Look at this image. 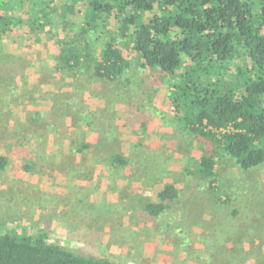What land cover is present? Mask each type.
<instances>
[{
  "label": "trees",
  "instance_id": "1",
  "mask_svg": "<svg viewBox=\"0 0 264 264\" xmlns=\"http://www.w3.org/2000/svg\"><path fill=\"white\" fill-rule=\"evenodd\" d=\"M59 1L0 0V42L16 26L23 25V29L38 37L40 34L55 35L61 23L63 32L80 37L82 47L78 48L70 38L62 41L54 56L53 68L51 61V71L65 77L81 68L82 77L100 83L106 93L105 105L96 112L72 114V108L81 106V99L79 104L73 105L62 91L64 81L54 82L51 77L50 81H41L47 91L42 100L49 107L46 118L41 109L33 107L26 111L23 107L20 117L14 113L20 109V101H12V95L1 89L4 92L0 93V149L3 151L0 173L8 169L9 154L21 156L25 161L21 169L25 173H35L40 161L52 166V157L60 149L56 145L69 142L70 128L91 126L104 117L114 122L111 106L119 102L125 104L126 115L134 119L139 109L130 108L128 101L130 96L136 99V94L116 88L131 85L130 64L119 47L123 40L129 44L139 68L158 74L167 85L168 109L183 137L197 140L204 148L199 158L186 159L181 168L183 180L166 181L164 177L173 173L171 165L164 168L158 164L151 168L154 176L145 170L139 173L137 178L141 182L148 181L151 188L161 184L153 199L143 203V219L158 220L180 210L188 227L194 224L207 227L216 224V220L217 224L225 222L228 228L224 230L230 236L223 233L222 240L215 237L216 242L225 243H219L221 248H217L224 252L214 264H224L227 259L231 261L229 264H234L236 257L256 250L254 246L264 234L261 224L264 222V199L256 195L235 199L236 194L223 189L216 167L221 158L231 160L244 173L264 164V0ZM24 9L25 22L16 16L17 11ZM70 15L77 16L79 22L71 20ZM1 52L0 49V88L7 89L4 79L10 81L18 75L14 68L4 70L7 64ZM230 69L233 71L228 76ZM16 70L23 72L21 68ZM58 110L71 117L68 132L50 131V120L57 117ZM145 112L147 109L141 112L142 119L137 123L147 129L151 113ZM129 118L126 125L130 123ZM135 122L132 128L137 126ZM134 133L141 135L142 131L135 129ZM120 137L110 129L94 144L77 135L75 150L68 154L90 153L101 170L125 171L131 162L120 149ZM52 146L57 149L53 151ZM134 154L133 151L131 155ZM134 158L137 160L138 156ZM59 167L49 169L67 175L66 170ZM70 176L68 173L66 177ZM117 207L111 210L117 211ZM245 216L246 223L243 222ZM169 228L168 234H160L172 238L178 245L174 238L177 229L168 225ZM179 228L184 236L185 228L182 224ZM180 242L186 243L185 240ZM246 244L249 249L244 248ZM206 256L213 258L209 251ZM0 264L116 263L76 254L47 241L43 232H34L25 224L7 226L0 221Z\"/></svg>",
  "mask_w": 264,
  "mask_h": 264
},
{
  "label": "rangeland",
  "instance_id": "2",
  "mask_svg": "<svg viewBox=\"0 0 264 264\" xmlns=\"http://www.w3.org/2000/svg\"><path fill=\"white\" fill-rule=\"evenodd\" d=\"M58 2L60 3L59 0ZM16 16L25 22L26 10L17 11ZM70 19L79 22L77 16L70 15ZM23 28V25L16 26L13 32L7 34L0 42L1 56L6 59L4 62L7 64L4 70L14 68L15 74L18 75L17 78L13 76L10 81L4 79L5 87L8 88H0V93L4 92L1 91L4 89L7 95H12V101H20L21 107L14 110L15 115L22 117L23 107L24 111L33 107L41 109L46 118L45 113L49 111V107L47 108V102L42 100L47 91L41 81H50L51 77L54 82L64 81L62 91L73 105L79 104L81 99L80 107H71L72 114H88L90 111L100 110L106 100V93H103L100 83L82 77L81 68L71 76L65 77L51 71V61L53 68L54 56L57 55L61 42L70 38L81 48L80 37L63 32L61 23L58 24L59 31L55 35L40 34L37 37ZM119 47L130 64L128 77L131 85L116 88L122 92L129 91L131 95L136 94V99L130 96L128 105L132 109L138 108L139 113H136L133 119L132 116L126 115L125 104L119 102L111 106L114 122L110 123L109 117H104L91 126L81 125L79 129L72 127L68 132L71 117L58 110L57 117L50 120V131L70 133L69 142L56 145L60 149L58 154L52 157V166L40 161L36 165L35 173L31 174L21 169L25 161L19 154H9L8 169L0 173V221L6 222L7 226L15 223L25 224L34 232H43L47 241L76 254L105 258L116 264H214L224 252L217 248H221L222 241L219 244L215 237L223 239L222 235L226 233L224 229L227 231L228 228L225 222L217 224L216 220V224L207 227L195 224L188 227V223H185V219L179 214L180 210L175 209L177 214H167L158 220L146 221L142 217L143 203L153 199L161 184L153 189L148 181L141 182L137 178L139 173L145 170L151 175V168L158 164L164 168L171 165L173 173L164 177L166 181L183 180L181 168L186 159L199 158L204 148L197 140L183 137L178 125L172 120L166 98L168 88L159 75L139 68L127 42L120 40ZM19 68L23 72L16 70ZM232 71L233 69L228 70V76ZM146 109L145 113H151V116L150 124L144 129L139 126L137 120L142 119L141 112L144 113ZM106 115H109V112ZM128 118L130 123L126 125ZM133 122L137 126L132 128ZM107 125H110V128ZM110 129H114L121 136L120 149L131 162L127 170L111 173L108 169L101 170V166L96 167L95 159L90 153L74 156L68 154L70 150H75L77 135L95 144ZM135 129H140L141 135L134 133ZM53 140L58 142L57 139ZM57 148L52 146L53 151ZM133 151L134 156H138L137 160L131 155ZM0 155H3L2 149ZM217 162L219 181L226 192L236 194L235 199L239 200L253 195L264 199V164L244 173L227 158L218 159ZM56 165L66 170L67 175L71 173V176L68 178L59 171L49 169H57ZM68 166H72L71 172ZM115 206H118V210H111ZM245 219L247 221V216L243 219L244 223ZM181 224L185 228L184 236L180 233L181 228L178 229ZM261 224L264 229V222ZM168 225L177 229L174 238L178 245L172 238L160 234L169 233ZM226 234L230 236V233ZM181 240L186 243L182 244ZM248 244L244 245V248H248ZM212 247L216 249L213 250ZM254 247L256 250L236 257L237 263L234 264H264V234ZM208 251L212 253L213 258L206 256ZM230 262L227 259L224 264Z\"/></svg>",
  "mask_w": 264,
  "mask_h": 264
}]
</instances>
